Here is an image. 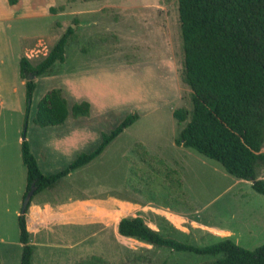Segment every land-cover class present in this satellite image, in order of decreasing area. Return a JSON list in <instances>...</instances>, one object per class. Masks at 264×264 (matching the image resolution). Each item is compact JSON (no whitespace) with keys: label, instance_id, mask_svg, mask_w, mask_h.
Here are the masks:
<instances>
[{"label":"rangeland","instance_id":"obj_1","mask_svg":"<svg viewBox=\"0 0 264 264\" xmlns=\"http://www.w3.org/2000/svg\"><path fill=\"white\" fill-rule=\"evenodd\" d=\"M63 3L66 14L57 18L63 25L59 37L68 26H74L76 38L66 44L65 61L55 63L48 73L36 79L26 125L25 82L18 85L19 93L24 96L23 112L1 113L0 161L5 153L9 157L14 153L12 156L23 169L17 172L16 167L12 179L21 182L25 179V167L16 136L21 142L27 141L41 165L47 139L67 135L71 142L73 137L82 140L73 144L61 159V164L68 165L78 155L94 151L102 135L109 134L129 115L136 114L139 118L85 167L33 197L35 202L50 203L81 197L85 207L80 223L54 225L52 231L42 229L36 237L31 235V264L215 262L221 256L175 252L120 236L114 228L115 222L135 213L128 211L124 203L108 219L98 216L92 206L93 199L108 195H115L122 202L140 197L144 201L173 205L178 200L180 205L185 201L182 187L187 196L197 200L199 221L233 230L237 245L246 250L263 245L264 196L253 191L249 181L229 175L216 161L175 143L192 112L191 91L183 80L178 1L65 0ZM74 20L79 22L78 27ZM52 89L61 90L71 121L79 122L66 125L62 133L59 129L46 131L47 127L33 124L37 103ZM80 102L90 105V119L72 117L71 107ZM178 109L187 111V119L182 123L173 117ZM15 159L12 162L10 158L7 167L15 168ZM43 170L46 171L45 167ZM263 170H257L260 179H264ZM1 207L0 204V264H20L22 245L17 218L3 214ZM160 211L157 222L163 236L199 247L218 242L205 231L179 233L165 223L164 210ZM146 215L156 213L148 209Z\"/></svg>","mask_w":264,"mask_h":264},{"label":"trees","instance_id":"obj_2","mask_svg":"<svg viewBox=\"0 0 264 264\" xmlns=\"http://www.w3.org/2000/svg\"><path fill=\"white\" fill-rule=\"evenodd\" d=\"M19 1L7 3L13 6ZM177 1L184 53L183 80L191 91L192 112L175 143L216 161L229 175L249 181L253 191L264 196V179L257 172L258 168H264V0ZM75 38L74 26H69L37 65L33 66L25 57L20 59L19 74L26 88L25 125L36 79L48 73L55 63L65 61L66 44ZM89 113L87 102L71 107L73 118L88 117ZM68 114L61 90L52 89L37 103L33 124L40 128L61 126ZM173 117L182 123L187 119V111L175 110ZM137 119L138 115H129L109 134L102 135L94 151L78 155L65 169L52 175L41 173L27 141L23 140L21 159L26 169L23 200L32 188L33 198L89 164ZM156 203L173 207L164 201ZM25 213L18 217L20 264H31L33 246ZM117 232L122 237L175 252L221 256L210 264H264V244L252 251L229 238L204 247L185 244L152 230L140 216L122 218Z\"/></svg>","mask_w":264,"mask_h":264},{"label":"crops","instance_id":"obj_3","mask_svg":"<svg viewBox=\"0 0 264 264\" xmlns=\"http://www.w3.org/2000/svg\"><path fill=\"white\" fill-rule=\"evenodd\" d=\"M63 1L65 0H20L16 5L10 6L7 0H0V118L3 111L18 114L23 112L24 96H21L18 91V85H23V82H25L20 78L19 74L20 59L25 57L33 66L37 65L47 56L53 45L63 35L59 37L63 25L59 20L57 21V18L59 19L66 14L64 11L66 5ZM75 21L78 27L79 22L77 20ZM90 115L91 113H89L88 117L84 118L90 119ZM68 119L64 125L47 127L46 131L59 129V132L62 133V129H65L64 127L66 125L79 124L77 120L71 121L70 116ZM73 140L75 141L74 143ZM81 141L73 137L71 142L67 135L47 139L44 143L45 145H43V165L32 154L36 159L41 173L44 175H52L65 169V166L69 164H61V159L67 155L68 150H71L73 144L81 143ZM15 142L21 146L22 142L19 136H16ZM13 154L11 153V157H9L10 154L5 153L3 155L4 160L0 161V173H2L0 175V204L2 205L1 211L3 214L13 215L17 218L18 222V217L21 215L20 206L23 202V195L26 189V169L24 168L25 172L23 170L24 181L17 182L12 179L13 173H16L14 169L17 167V172H20V168L22 167H20V163L12 156ZM16 156L19 159V154ZM151 157H155V155ZM10 158H12V162L15 159V168L7 167ZM2 163H5V166ZM43 167H45L46 171L43 170ZM8 171L10 173H7ZM73 173L71 172L63 179L71 177ZM169 192L173 193L174 190ZM182 193L185 201L183 203L180 202L182 203L180 205L178 204V200L174 205L167 202L169 206L173 205V207L169 208H165L152 201H144L140 197L131 198V200L122 202L115 195L93 199L95 205L92 206L94 209L96 208L95 210L98 216L108 219V217L115 215L116 207L124 203L128 211L135 212L133 217L140 216L148 227L159 232L161 231L157 222V213L161 212L160 210L162 209L164 210L162 216L164 217L165 223L179 233H192L197 230L205 231L212 234L218 241L229 238L237 244L235 239L236 235L233 230L226 227L205 225L199 221L198 217H196L198 210H200L196 207L197 200L187 196L183 191V187ZM167 195H169L168 191ZM84 203L85 201L81 197H74L71 200H58L54 203L47 201L35 202L32 198L30 208L25 213L26 229L30 234V238L31 235L40 233L42 229L52 231L51 228L54 225L80 223L83 220ZM87 206L91 205L88 204ZM148 209L154 210L156 215L147 216L146 211ZM36 212L37 217L34 218V213ZM120 220L121 218L115 222L114 228L116 231ZM184 221L187 223H184Z\"/></svg>","mask_w":264,"mask_h":264},{"label":"water","instance_id":"obj_4","mask_svg":"<svg viewBox=\"0 0 264 264\" xmlns=\"http://www.w3.org/2000/svg\"><path fill=\"white\" fill-rule=\"evenodd\" d=\"M28 79H32V76H29ZM34 193V188H32L26 195V197L23 200V204H22V210H21V214H24L28 208V205L30 203V200L33 196Z\"/></svg>","mask_w":264,"mask_h":264}]
</instances>
